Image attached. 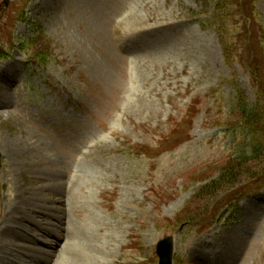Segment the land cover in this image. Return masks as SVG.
I'll list each match as a JSON object with an SVG mask.
<instances>
[{
    "label": "rangeland",
    "instance_id": "374dc122",
    "mask_svg": "<svg viewBox=\"0 0 264 264\" xmlns=\"http://www.w3.org/2000/svg\"><path fill=\"white\" fill-rule=\"evenodd\" d=\"M5 56L0 264H157L169 235L172 264H264L260 159L196 195L241 153L239 99L264 108V0H0ZM44 232L76 252L17 247Z\"/></svg>",
    "mask_w": 264,
    "mask_h": 264
},
{
    "label": "trees",
    "instance_id": "16d2710c",
    "mask_svg": "<svg viewBox=\"0 0 264 264\" xmlns=\"http://www.w3.org/2000/svg\"><path fill=\"white\" fill-rule=\"evenodd\" d=\"M224 19H219V26L223 25ZM221 41H223L222 37ZM227 43L224 42V45ZM223 45V49L226 50V55L228 54V50ZM241 102L238 109L241 110L240 120L242 122V128L245 132V136L243 138L244 145L242 147L241 153L237 154L233 158H228L225 163L222 165L219 174L209 180L207 183L203 184L196 195H210L213 191L219 190L221 187L229 184L236 185L240 182L241 173L238 172L242 168H246L247 164L251 163L253 159L258 160L257 167H254L253 176L251 178H255L256 182H264V121L263 124L261 122V117L264 118V108L257 104L248 105L246 100L239 99ZM260 128H259V127ZM258 128V129H257ZM248 140V141H245ZM247 148V151L246 149ZM251 156V157H250ZM245 164V165H244ZM244 166V167H243ZM241 189V188H239ZM237 189V190H239Z\"/></svg>",
    "mask_w": 264,
    "mask_h": 264
},
{
    "label": "bare ground",
    "instance_id": "6f19581e",
    "mask_svg": "<svg viewBox=\"0 0 264 264\" xmlns=\"http://www.w3.org/2000/svg\"><path fill=\"white\" fill-rule=\"evenodd\" d=\"M58 173V172H57ZM59 174V173H58ZM58 177V176H57ZM54 179V178H53ZM55 179H57V178H55ZM62 185V184H61ZM36 208V207H35ZM34 210V209H33ZM50 211V209H48L47 208V211ZM47 211H46V213H47ZM51 212V211H50ZM53 213V212H52ZM52 213H47L48 215H52ZM46 214V215H47ZM23 234V233H22ZM28 234H31V233H28ZM46 237H52V238H54L55 240H57L58 239V237L57 236H54V235H52L51 233H49V232H44L43 233ZM42 235V234H41ZM16 237H18L17 236V234L15 235ZM59 236V235H58ZM28 238V237H27ZM24 240L22 237H20V238H18L17 240ZM26 239V238H25ZM61 239H64V237H61ZM27 240V239H26ZM25 241V240H24ZM28 241H30L32 244H36V243H40V244H42V245H45L47 248H49V250H42V249H40V248H36L35 246L34 247H29V246H26L25 244H21V242L18 244V246L17 247H26V248H30V249H27V250H32L31 251V253H35L36 254V259L38 260V261H43V262H45V263H47L49 260H50V262H52L53 260L51 259V257L52 258H55L56 260L54 261V262H56L57 260H60V258H62V254H63V252L65 253L66 252V254H67V252H76L75 251V246L74 245H69V243L68 242H66V241H64L62 244H61V242L59 243V241H58V243H50V241H46V240H44V239H42V238H38V237H36L35 235L34 236H32V237H30V240H28ZM52 242V241H51ZM41 246V245H40ZM70 246H73V249H72V247H70ZM25 248V249H26ZM85 248V247H84ZM77 250V249H76ZM84 250V249H83ZM82 250V251H83ZM25 252H27V251H25ZM78 252V251H77ZM29 253V252H28ZM55 254H56V257H55ZM70 254V253H69ZM68 255V254H67ZM69 256V255H68ZM83 258V257H82ZM211 258H213L214 259V257L212 256ZM218 260V259H217ZM206 261V260H205ZM212 259L210 260V262L209 263H211L212 264ZM215 261V260H214ZM53 262V263H54ZM217 263H219L218 261H217ZM63 264V263H62ZM215 264H216V261H215Z\"/></svg>",
    "mask_w": 264,
    "mask_h": 264
},
{
    "label": "water",
    "instance_id": "95a60500",
    "mask_svg": "<svg viewBox=\"0 0 264 264\" xmlns=\"http://www.w3.org/2000/svg\"><path fill=\"white\" fill-rule=\"evenodd\" d=\"M156 253L159 256L158 264H171L172 254V239L171 237L164 238L157 244Z\"/></svg>",
    "mask_w": 264,
    "mask_h": 264
}]
</instances>
